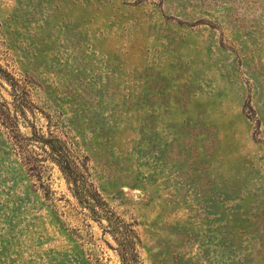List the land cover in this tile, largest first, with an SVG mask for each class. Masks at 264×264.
I'll list each match as a JSON object with an SVG mask.
<instances>
[{
	"label": "rangeland",
	"instance_id": "obj_1",
	"mask_svg": "<svg viewBox=\"0 0 264 264\" xmlns=\"http://www.w3.org/2000/svg\"><path fill=\"white\" fill-rule=\"evenodd\" d=\"M0 264H264V0H0Z\"/></svg>",
	"mask_w": 264,
	"mask_h": 264
}]
</instances>
